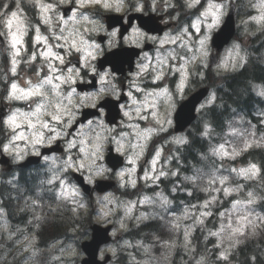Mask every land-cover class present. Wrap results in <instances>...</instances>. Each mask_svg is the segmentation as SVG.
I'll list each match as a JSON object with an SVG mask.
<instances>
[{
  "label": "clouds",
  "instance_id": "clouds-1",
  "mask_svg": "<svg viewBox=\"0 0 264 264\" xmlns=\"http://www.w3.org/2000/svg\"><path fill=\"white\" fill-rule=\"evenodd\" d=\"M0 264H264V0H0Z\"/></svg>",
  "mask_w": 264,
  "mask_h": 264
}]
</instances>
